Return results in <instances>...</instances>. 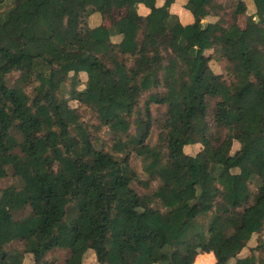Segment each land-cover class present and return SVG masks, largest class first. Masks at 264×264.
Masks as SVG:
<instances>
[{"label":"trees","instance_id":"1","mask_svg":"<svg viewBox=\"0 0 264 264\" xmlns=\"http://www.w3.org/2000/svg\"><path fill=\"white\" fill-rule=\"evenodd\" d=\"M253 1L241 28L225 21L222 0H186L194 17L186 25L170 13L174 0H0V179L17 178L0 188L8 216L0 264H24L26 255L56 264L47 258L56 248L68 250L64 264H84L88 250L99 264H193L200 252H212L215 264H264L256 248L240 256L264 230V0ZM139 4L149 9L141 22ZM108 5H128L137 19L90 26ZM230 12L245 14L246 4L232 0ZM209 15L218 19L204 23ZM223 57L227 77L210 66ZM69 101L113 132L107 148L95 145ZM152 105L165 107L155 145L147 142ZM212 108L221 122H210ZM195 129L203 133L199 152L177 150L174 141ZM132 152L148 181L131 168ZM150 181L151 193L132 187ZM209 212L204 230L196 221Z\"/></svg>","mask_w":264,"mask_h":264},{"label":"rangeland","instance_id":"2","mask_svg":"<svg viewBox=\"0 0 264 264\" xmlns=\"http://www.w3.org/2000/svg\"><path fill=\"white\" fill-rule=\"evenodd\" d=\"M222 1L224 3L223 5H224L225 9L229 11V12H226L227 15L231 14L230 6L232 4V0H222ZM105 10L106 11H105V14L103 17V22L106 26H111L114 23V21L118 20L120 18V16H123V14L120 13L122 10L121 9L118 10L117 7H110V8H106ZM128 14L130 16H132L133 18H135L134 15H132L130 13V11ZM250 14H252L251 11H250ZM136 15H138V14L136 13ZM225 21L229 22L226 19H225ZM88 23L90 24V26L95 25L94 21H90V19H89ZM165 31H166V29H163L162 33H164ZM113 39L116 40V37ZM160 40H161L163 45H165L167 43V41L164 40V36L160 37ZM15 45H18V43H15ZM214 49H216V48H214ZM210 51H212V50H207L206 53H213ZM215 56L217 57L218 54H216ZM210 66L216 73H222L226 77L231 72V61L228 58L223 57V58H217V60H216V58L212 59L210 61ZM18 76H19L18 72L9 74L8 75V82L10 84H12L14 81H16ZM79 79H80V84L78 87L81 89L85 86L86 73H84V72L79 73ZM29 90H31V89H29ZM68 90H69V81H67L64 84V97H67V98L69 97V91ZM69 104L72 107H78L80 119L84 123L90 125V127H89L90 131L93 133L94 137L96 138L95 139V145L97 147L105 146L107 148V146H109L112 143L113 132L107 126H100V124H98V120H97L95 114L89 108L84 107V106H78V103L76 101H69ZM164 110H165V107L162 105L161 106L160 105H152L151 106V112H152L154 118L156 119V122L152 126L150 134H149L148 139H147V142L150 145H155L157 143L158 133L160 130L159 121L163 117ZM209 120H210V122H212V121L213 122H221L220 114L215 108H212L210 110ZM37 135L38 134H35L34 137H37ZM202 138H203L202 131L199 129H195L192 131V133L190 134L187 141H184L182 139L174 141V147L177 150L184 151L186 154L195 155L197 152H199V150L202 147V144H201ZM237 148H238V142L234 141L233 145H232L231 152H234ZM129 162H130L131 168L136 171V173L138 174L139 178L142 181L145 182V181L149 180L148 174L143 169L141 157L136 156L132 152L130 154ZM47 168L50 172H54L56 170V163L55 162L48 163ZM9 184H17V178L14 177V175H12L11 172H9L6 177L0 179V188L4 187L6 185H9ZM156 186H157V181H150L148 187H145L143 184H140L138 182L132 183V187L138 193H151L152 190ZM251 188L253 190L256 189V184L254 182L251 184ZM45 211H46V213L52 212L51 199L50 198L46 199ZM26 212L27 211H24V212L20 213V215L18 214L17 216H22ZM7 217L8 216H7L6 211L4 209L0 208V224L5 222L7 220ZM214 217H215L214 212H209L205 215L199 216L197 218L196 223L198 225H200L201 227H203L204 230H206V229H208L209 224H211V222L213 221ZM263 243H264V230L260 233L253 234V236L247 242L246 246L240 252V256L248 255L252 248H256L255 252L257 254H259V255L264 254V247L262 246ZM9 247H11V248L16 247V248L22 249L21 244L19 242H14ZM67 256H68V250L59 249V248L53 249L47 254V258L54 260L56 264H64V260ZM23 261H24V264H32V258L29 255H26ZM211 261H213V258L211 259ZM83 263L84 264H99L93 250H88L85 253L84 258H83ZM194 263H195V260H194L193 264ZM202 263L205 264V262H202ZM195 264H198V263H195Z\"/></svg>","mask_w":264,"mask_h":264},{"label":"crops","instance_id":"3","mask_svg":"<svg viewBox=\"0 0 264 264\" xmlns=\"http://www.w3.org/2000/svg\"><path fill=\"white\" fill-rule=\"evenodd\" d=\"M247 7V13L245 14H228L226 16V20L229 21V23L237 25L241 28H245L246 24H247V19L250 16V11L253 13L255 11V6H254V1L253 0H242ZM164 0H156V5L157 6H161L163 5ZM185 3L186 0H174V2L170 5V13H172L173 15L177 16L178 20L183 24H190L193 22L194 17L192 15V13L185 7ZM110 7H115L112 5H108L105 7L106 8H110ZM103 12V15L101 16L100 14L96 13L90 16V21H94L95 25L102 23L103 25V17L105 14V10ZM118 10H122L120 13L123 14V16L127 17L129 20L133 21L134 19L137 18H133L132 16H130L129 13V6L128 5H124L121 7H117ZM149 13V9L143 5V4H139L137 7V14H138V21H143L145 16ZM123 16H120L123 17ZM132 17V18H131ZM218 18L217 16H213V15H209L207 16L203 22L204 23H208V22H214L216 21ZM162 33V31H161ZM160 33V37L164 36V40H166L168 42L169 38H170V33L166 30L164 33L161 34ZM211 43L213 48H218L220 46V34L219 33H214L211 37ZM202 258V261L205 262V264H215V259L213 256L212 252H200L196 255L195 257V263L196 261ZM213 258V261H211V259ZM194 263V264H195Z\"/></svg>","mask_w":264,"mask_h":264}]
</instances>
